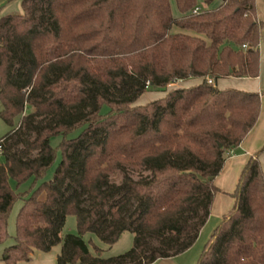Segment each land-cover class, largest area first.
<instances>
[{
  "label": "trees",
  "instance_id": "1",
  "mask_svg": "<svg viewBox=\"0 0 264 264\" xmlns=\"http://www.w3.org/2000/svg\"><path fill=\"white\" fill-rule=\"evenodd\" d=\"M22 6L23 14L0 19V115L10 127L0 140V245L9 241L14 205L23 203L2 263H29L35 252L59 245L57 264H153L184 255L211 219L214 180L228 153L242 146L262 112L260 93L217 86L260 77L257 0ZM194 79L201 82L173 88ZM149 90L165 96L137 105ZM56 137L63 141L55 149ZM58 151L54 179L44 181ZM259 155L244 167L231 194L235 205L197 264H264ZM117 174L120 185L112 183ZM11 180L17 189L31 187L19 193ZM70 216L79 233L62 236ZM125 232L134 236L133 248L107 259L99 248L93 255L84 237L94 234L111 248Z\"/></svg>",
  "mask_w": 264,
  "mask_h": 264
},
{
  "label": "crops",
  "instance_id": "2",
  "mask_svg": "<svg viewBox=\"0 0 264 264\" xmlns=\"http://www.w3.org/2000/svg\"><path fill=\"white\" fill-rule=\"evenodd\" d=\"M260 9V6L257 5V14L259 20L263 24V32H264V22L262 21L263 16L258 13V10ZM260 11V10H259ZM262 41H263V34H262V40H261V47H260V57H261V50H262ZM261 70V68H260ZM261 77V76H260ZM258 77L257 79H248V78H241V79H234V78H227L229 79L230 82L226 84L223 82L224 86L220 87L219 82L222 81L220 80L217 83V86L220 89H226V88H235V89H240L247 91V92H252L256 93L257 88H264L262 85L263 84V76L262 78ZM201 81L199 79H194V80H188V81H180L177 83L174 88H189L193 87L196 84H199ZM262 102L264 101V93L260 92ZM261 102V107H262V112L260 115V118L258 120L257 126L250 132L246 140L243 142L242 146L237 149L239 151V154H236V157H232L233 152L228 153V159L225 163V166L223 168V172L214 180V185L219 189V193L216 195L214 199V206L212 208L210 220L207 223V225L204 227V229L201 231V235L199 237V240L202 239L203 233L208 229L210 226H214V232L215 229L223 222V219L225 218L224 216L228 215L230 211L233 209L235 202L234 199L232 198L231 194L235 192L237 189V184L240 180V177L244 171V167L246 164L249 162V160L252 157L258 156L259 152L262 150L264 147V107L262 106ZM261 158V155H259V160ZM261 162V160H260ZM262 164V163H261ZM262 166V165H261ZM263 170V169H262ZM23 203L19 202L17 205L15 204L12 214L8 220V233H9V241L4 244L0 245V261L3 258V252L13 246L15 244L14 237L16 235V219L17 216L22 209ZM16 209V210H15ZM213 232V233H214ZM198 242L187 252H191L193 248H195L198 244ZM61 249V248H60ZM54 249L49 252V253H42V252H35L32 254V260L27 262H21L19 264H57L59 253L53 252ZM186 253V254H187ZM167 262L173 261V258H170L169 260H165ZM161 261H157L153 264H158ZM170 263V262H169ZM172 264V263H171Z\"/></svg>",
  "mask_w": 264,
  "mask_h": 264
},
{
  "label": "rangeland",
  "instance_id": "3",
  "mask_svg": "<svg viewBox=\"0 0 264 264\" xmlns=\"http://www.w3.org/2000/svg\"><path fill=\"white\" fill-rule=\"evenodd\" d=\"M200 3H202V0H200ZM23 5V0H0V19L4 18L7 15H21L24 12V7ZM257 5L260 6V11L258 10V13H260L263 16L262 21L264 22V0H257ZM173 16H175L176 18L179 16V12L178 10H176V6L173 5ZM179 30H174V32H177ZM191 35H194L195 33L193 32H189ZM260 61H261V70H260V74L259 76H261L260 78H262L263 76V84H264V32H263V41H262V50H261V57H260ZM223 82H225V86L226 84H228L229 79L226 80H222L219 82V86L223 87L224 84ZM229 85V84H228ZM264 87V85H262ZM172 88V87H171ZM170 88V89H171ZM174 88V86H173ZM172 88V89H173ZM231 89H235V88H231ZM257 92L258 93H264V88H257ZM236 90H240V89H236ZM256 92V93H257ZM165 95H162L160 93H156L154 90H149L147 94H145L137 103V105H147L149 102L155 101V100H159L164 98ZM262 106L264 107V101L262 102ZM2 103L0 100V112L2 111ZM106 108H103V111L105 112ZM83 129H78L76 131H74L73 133H71V135L68 136V139H72V138H76L78 137L81 133H82ZM10 132V127H8L6 125V123L2 120L1 115H0V140H2L4 137H6ZM63 141V137H56L54 139L51 140V145L56 149L60 147V144ZM233 153L239 154L238 150L233 151ZM56 162L55 164L50 168V170L47 172L46 174V178L44 179V181H51L54 179V173L57 170V167L59 166L61 160V152L58 151L57 154V158H56ZM261 165H262V169L264 170V153H261ZM0 162L2 164H4V159L3 157H0ZM123 181V176L121 174H117L112 178V183L115 185H120V183ZM11 186L14 190H17V192L19 193H25L26 191H28L31 187V182L26 183V185H22L17 189V185L15 183L14 180H11ZM19 202H17L18 204ZM16 204V205H17ZM16 208V207H14ZM16 210V209H15ZM67 224L62 232V236L65 235H75L79 233L78 230V222H76V218L75 216H70L67 218ZM213 225L208 227V229H206V231L203 233V237L202 239L199 240V244L192 249L191 252L189 253H184V255L178 256L173 258V261H165V260H160L161 262H159L158 264H197L203 251H204V247L206 245V243L210 240V238L212 237V235L214 234V229H213ZM121 239L118 243H116L114 246H112L111 248L105 246L98 237H96L94 234H88L85 235V240L89 245L90 248V252L93 253V255H96L95 253V248H99L102 252H103V258L107 259V258H112V257H119L122 256V254L127 253L129 250H131L133 248L134 245V236L129 233V232H125L121 235ZM60 248L61 246L59 245L58 247H56L54 249L53 252H60ZM0 264H3L2 261H0ZM49 264V262H48Z\"/></svg>",
  "mask_w": 264,
  "mask_h": 264
},
{
  "label": "built area",
  "instance_id": "4",
  "mask_svg": "<svg viewBox=\"0 0 264 264\" xmlns=\"http://www.w3.org/2000/svg\"><path fill=\"white\" fill-rule=\"evenodd\" d=\"M193 13H197V10H195ZM208 82L209 84H214V81L212 79H210ZM0 155H1V148H0ZM232 157H236V155L233 153Z\"/></svg>",
  "mask_w": 264,
  "mask_h": 264
}]
</instances>
